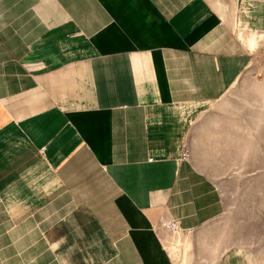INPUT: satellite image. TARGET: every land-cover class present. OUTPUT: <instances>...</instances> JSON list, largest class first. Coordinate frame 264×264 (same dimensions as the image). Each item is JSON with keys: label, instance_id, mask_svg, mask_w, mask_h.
I'll use <instances>...</instances> for the list:
<instances>
[{"label": "crops", "instance_id": "1", "mask_svg": "<svg viewBox=\"0 0 264 264\" xmlns=\"http://www.w3.org/2000/svg\"><path fill=\"white\" fill-rule=\"evenodd\" d=\"M241 31L264 0H0V264H173L163 217L220 211L179 145L255 59Z\"/></svg>", "mask_w": 264, "mask_h": 264}, {"label": "rangeland", "instance_id": "2", "mask_svg": "<svg viewBox=\"0 0 264 264\" xmlns=\"http://www.w3.org/2000/svg\"><path fill=\"white\" fill-rule=\"evenodd\" d=\"M251 33H264L239 32L255 59L179 145L178 162L207 183L206 197L220 211L194 228L163 217L160 233L173 264H219L235 247L264 261V37L250 47Z\"/></svg>", "mask_w": 264, "mask_h": 264}]
</instances>
